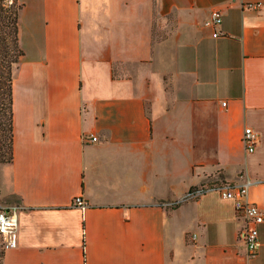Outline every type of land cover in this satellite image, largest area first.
I'll list each match as a JSON object with an SVG mask.
<instances>
[{
    "label": "crops",
    "instance_id": "crops-1",
    "mask_svg": "<svg viewBox=\"0 0 264 264\" xmlns=\"http://www.w3.org/2000/svg\"><path fill=\"white\" fill-rule=\"evenodd\" d=\"M20 1L1 264H264V222L250 256L232 199L185 198L264 208V0Z\"/></svg>",
    "mask_w": 264,
    "mask_h": 264
},
{
    "label": "built area",
    "instance_id": "built-area-1",
    "mask_svg": "<svg viewBox=\"0 0 264 264\" xmlns=\"http://www.w3.org/2000/svg\"><path fill=\"white\" fill-rule=\"evenodd\" d=\"M222 21L223 16L221 12L214 10L205 20V24L213 26L215 28L213 35L218 36L220 35L218 26ZM91 139L97 140L98 137L92 134ZM243 142L248 152H254L259 142L258 131L251 126H247L244 131ZM249 185V180L241 183H232L223 179H215L198 185L185 198H197L208 190H217L222 197L232 199L238 217L243 220L239 237L244 242L248 254L254 256L260 247L259 225L264 222V208L250 200ZM78 201L79 203H83L80 198H78ZM176 203V201H170L168 205L174 206ZM19 209L20 206L15 204L0 205V234L2 235L4 245L16 242Z\"/></svg>",
    "mask_w": 264,
    "mask_h": 264
},
{
    "label": "trees",
    "instance_id": "trees-1",
    "mask_svg": "<svg viewBox=\"0 0 264 264\" xmlns=\"http://www.w3.org/2000/svg\"><path fill=\"white\" fill-rule=\"evenodd\" d=\"M20 0H0V163L13 159L14 66L24 50L20 44Z\"/></svg>",
    "mask_w": 264,
    "mask_h": 264
},
{
    "label": "rangeland",
    "instance_id": "rangeland-1",
    "mask_svg": "<svg viewBox=\"0 0 264 264\" xmlns=\"http://www.w3.org/2000/svg\"><path fill=\"white\" fill-rule=\"evenodd\" d=\"M167 29H168V28H166V31H167ZM168 30H169V29H168ZM165 36H168V34L166 33ZM22 57H23V55L21 56L20 61H21ZM20 61H19V62H20ZM19 62L14 66V76H15V73H16V70H17V67H18V65H19ZM4 163H9V162H3V163H0V164H4ZM3 203H4L3 200L0 198V205H2ZM1 258H2V247H0V264L2 263V262H1Z\"/></svg>",
    "mask_w": 264,
    "mask_h": 264
}]
</instances>
